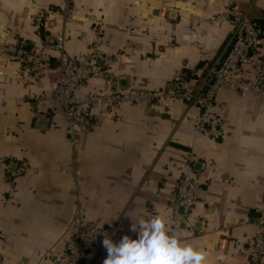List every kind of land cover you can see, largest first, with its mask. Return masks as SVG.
Segmentation results:
<instances>
[{
	"label": "crops",
	"instance_id": "0c3cea01",
	"mask_svg": "<svg viewBox=\"0 0 264 264\" xmlns=\"http://www.w3.org/2000/svg\"><path fill=\"white\" fill-rule=\"evenodd\" d=\"M0 0V264H59L78 210L109 229L114 241L131 222L166 217L169 230L203 249L208 264H251V244L264 214V101L253 93L220 90L212 117L220 139L199 132L201 110L179 99L162 105L86 106L87 128L73 151L61 108L39 100L54 87L65 38L73 60L101 51L125 91L164 89L178 74L196 80L206 61L226 51L228 10L264 21V0ZM41 50L48 70L30 74L19 50ZM94 66L99 69L97 65ZM94 77L79 94L108 95ZM194 176L197 202L173 231L177 188ZM132 220V221H131ZM135 238V234H131ZM103 247L87 264H103ZM260 264H264V258Z\"/></svg>",
	"mask_w": 264,
	"mask_h": 264
},
{
	"label": "built area",
	"instance_id": "2783aa9c",
	"mask_svg": "<svg viewBox=\"0 0 264 264\" xmlns=\"http://www.w3.org/2000/svg\"><path fill=\"white\" fill-rule=\"evenodd\" d=\"M70 3L71 0H67L66 11ZM228 20L233 21L234 28L225 53L215 62H204L196 80L181 72L164 89L143 93L125 91L119 87L116 75L108 77L114 61L109 55L95 51L81 60H73L65 53L64 36H58L49 45L58 53L54 87L51 94L39 100V104L48 111L61 108L68 140L75 153L89 121L86 106L137 104L145 99L155 101L156 105H162L168 99H179L198 107L201 110L199 132H208L213 139H220L224 131L211 113L220 90L229 88L242 95L253 93L264 101V24L239 10H228L217 17L218 23ZM18 54L30 67V74H41L50 67L41 50L27 53L21 49ZM94 77L104 79L115 90L108 95H80L85 83ZM176 195L173 231L192 214L197 202L195 179L191 173L181 177ZM255 224L257 230L251 244L250 261L251 264H260L264 258V214L256 219ZM71 227L73 235L66 245V259L59 264H87V250L103 247L104 236H111L109 229L88 222L81 210H78Z\"/></svg>",
	"mask_w": 264,
	"mask_h": 264
},
{
	"label": "clouds",
	"instance_id": "9594fccd",
	"mask_svg": "<svg viewBox=\"0 0 264 264\" xmlns=\"http://www.w3.org/2000/svg\"><path fill=\"white\" fill-rule=\"evenodd\" d=\"M102 244L103 264H208L207 253L172 234L162 215L132 221L118 241L104 236Z\"/></svg>",
	"mask_w": 264,
	"mask_h": 264
},
{
	"label": "trees",
	"instance_id": "16d2710c",
	"mask_svg": "<svg viewBox=\"0 0 264 264\" xmlns=\"http://www.w3.org/2000/svg\"><path fill=\"white\" fill-rule=\"evenodd\" d=\"M264 24V21H261Z\"/></svg>",
	"mask_w": 264,
	"mask_h": 264
}]
</instances>
